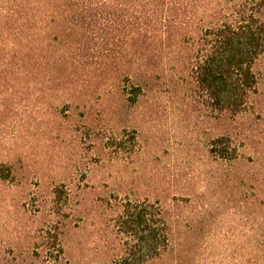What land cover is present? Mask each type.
<instances>
[{
  "label": "rangeland",
  "instance_id": "rangeland-1",
  "mask_svg": "<svg viewBox=\"0 0 264 264\" xmlns=\"http://www.w3.org/2000/svg\"><path fill=\"white\" fill-rule=\"evenodd\" d=\"M56 19L32 30L44 58L29 84H0V260L31 262L49 238L66 264H122L118 216L125 202L147 199L170 219L168 249L147 264H255L264 235V55L257 93L224 119L178 58L130 69L123 53L106 52L110 41H88ZM69 44L85 56L53 63Z\"/></svg>",
  "mask_w": 264,
  "mask_h": 264
},
{
  "label": "trees",
  "instance_id": "trees-1",
  "mask_svg": "<svg viewBox=\"0 0 264 264\" xmlns=\"http://www.w3.org/2000/svg\"><path fill=\"white\" fill-rule=\"evenodd\" d=\"M58 16L84 30L88 41H110V48L99 44L98 50L106 49L114 58L123 53L130 69L136 63L149 67L156 58H178L211 111L224 119H235L257 93L256 66L264 55V0H0L2 87L29 84L35 64L44 58L36 49L41 46L38 33L32 30ZM67 49L52 56L53 63L85 56L81 46L69 44ZM223 149L230 151L229 142ZM117 222L127 236L122 264H147L170 245L168 210L159 202L129 200ZM43 243L25 264H66L61 244L49 238ZM261 244L263 256H257L255 264H264V235ZM0 264L21 263L13 259Z\"/></svg>",
  "mask_w": 264,
  "mask_h": 264
}]
</instances>
